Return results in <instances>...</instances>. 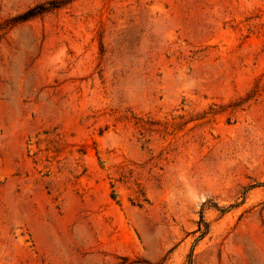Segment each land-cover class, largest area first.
Wrapping results in <instances>:
<instances>
[{
    "label": "rangeland",
    "instance_id": "obj_1",
    "mask_svg": "<svg viewBox=\"0 0 264 264\" xmlns=\"http://www.w3.org/2000/svg\"><path fill=\"white\" fill-rule=\"evenodd\" d=\"M0 0V264H264V0Z\"/></svg>",
    "mask_w": 264,
    "mask_h": 264
},
{
    "label": "trees",
    "instance_id": "obj_2",
    "mask_svg": "<svg viewBox=\"0 0 264 264\" xmlns=\"http://www.w3.org/2000/svg\"><path fill=\"white\" fill-rule=\"evenodd\" d=\"M62 2L61 1H51L50 2V5H46L44 3L42 4H39L38 6L34 7V8H31L29 11H28V17L29 16H33V15H36V14H40L44 11H47L51 8H54V7H57L58 5H60Z\"/></svg>",
    "mask_w": 264,
    "mask_h": 264
}]
</instances>
